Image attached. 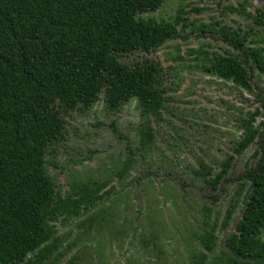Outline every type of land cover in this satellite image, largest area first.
Here are the masks:
<instances>
[{"label": "trees", "instance_id": "1", "mask_svg": "<svg viewBox=\"0 0 264 264\" xmlns=\"http://www.w3.org/2000/svg\"><path fill=\"white\" fill-rule=\"evenodd\" d=\"M253 21L264 28V0ZM164 0H0V264H60L67 253H58L56 221L78 217L100 203L106 182L75 185L74 193L61 199L44 164L52 146L66 136L64 115L88 110L101 93L111 111L137 101L145 118L140 130L151 143L149 120H160L166 90L159 63L144 60L123 63L120 58L160 49L185 24L146 18ZM240 11L245 12L243 6ZM251 17V15H249ZM234 52L203 54V69L252 92L247 62L264 75V37L256 32L255 46L247 47L240 28L220 30ZM261 109V111H260ZM240 123L239 155L256 141L253 167L239 176L246 190L241 218L235 231L216 251L214 226L196 235L202 247L190 264H264V101ZM260 116L256 126L255 119ZM233 156L221 170L199 171L200 178L217 190L227 175ZM128 172H117L121 180ZM78 186V187H77ZM240 197V192L237 193ZM227 210V226L237 200ZM88 228L100 220H90ZM208 221V219H206ZM66 264H74L70 261Z\"/></svg>", "mask_w": 264, "mask_h": 264}, {"label": "rangeland", "instance_id": "2", "mask_svg": "<svg viewBox=\"0 0 264 264\" xmlns=\"http://www.w3.org/2000/svg\"><path fill=\"white\" fill-rule=\"evenodd\" d=\"M242 1L164 0L157 11L144 15L159 21L180 15L185 20L160 49L120 58L125 64L150 60L161 67L166 100L160 120L150 117L151 143L140 132L145 118L135 100L111 111L101 93L92 108L63 116L65 139L52 146L44 164L59 197L65 199L75 185L88 182H106L102 192L107 194L78 217L56 221L57 251L67 250L60 264H190L191 256L202 252L196 235L207 230L206 222L215 228L216 251L224 247L247 193L239 176L256 163V141L240 155L235 151L242 137L240 123L260 109L264 75L247 62L249 92L207 73L202 65L203 54L235 53L222 28H240L247 47L255 46L256 32L264 37V28L252 18L262 4L244 6ZM260 121L257 116L254 125ZM229 156L234 160L227 180L214 191L198 172L218 173ZM122 171L128 173L120 180L117 172ZM236 200L227 226L221 228L234 204L230 202ZM91 219L100 225L89 229Z\"/></svg>", "mask_w": 264, "mask_h": 264}]
</instances>
